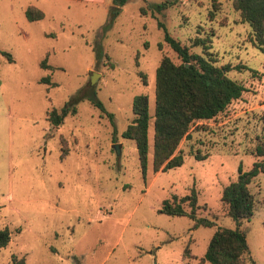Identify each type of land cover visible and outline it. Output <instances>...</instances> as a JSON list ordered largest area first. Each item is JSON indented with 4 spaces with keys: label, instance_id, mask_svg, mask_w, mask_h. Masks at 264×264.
Instances as JSON below:
<instances>
[{
    "label": "rangeland",
    "instance_id": "374dc122",
    "mask_svg": "<svg viewBox=\"0 0 264 264\" xmlns=\"http://www.w3.org/2000/svg\"><path fill=\"white\" fill-rule=\"evenodd\" d=\"M159 1L126 0L98 32L111 0H0V49L11 57L0 53V228L9 231L0 264L13 256L23 264H192L216 226L236 225L220 193L238 165L263 158L253 145L264 138V46L253 44L229 0H169L141 11ZM27 3L44 15L28 20ZM158 20L189 51L201 50L193 37L208 35L214 63H227L224 72L244 86L223 111L190 125L174 150L182 162L164 170L151 161L154 71L162 55L180 59ZM140 93L149 115L144 176L134 141L121 135ZM63 105L75 111L50 124L46 111ZM190 187L196 215L214 225L191 227L190 217L157 210ZM248 187L255 206L239 224L247 244L239 264H264V172Z\"/></svg>",
    "mask_w": 264,
    "mask_h": 264
},
{
    "label": "trees",
    "instance_id": "16d2710c",
    "mask_svg": "<svg viewBox=\"0 0 264 264\" xmlns=\"http://www.w3.org/2000/svg\"><path fill=\"white\" fill-rule=\"evenodd\" d=\"M125 1L111 0L107 9V20L98 32L106 28ZM215 1L211 0L214 7ZM229 1L238 11L240 19L248 23L253 44L262 49L264 46V0ZM169 3V0L148 2L145 7H141V11L145 12L146 7L151 12L160 11ZM23 11L28 20L43 16L42 10L33 5H26ZM211 13L209 10V14ZM157 25L163 29V41L176 52L180 59L176 63L167 55H162L154 71L151 161L153 170L158 167L164 170L182 162L181 154L174 150L181 137L188 134L190 125L196 120L213 118L223 111L232 99L240 96L244 86L224 72L228 69L227 63L221 65L214 63L215 59L208 50V35L193 37L192 45L199 44L201 50L200 52L189 51L188 45L170 35L161 21L158 20ZM0 53L5 54L7 59L11 60L9 52L0 49ZM40 64L47 66L43 60ZM41 79L47 81L46 77ZM84 94L85 92H81L80 95ZM87 97L89 102L96 105L112 123V113L105 110L94 93H88ZM68 111L73 113L74 106L63 105L59 109L51 107L46 111V119L50 124H59ZM131 111L133 116L121 131V135L134 141L139 168L144 176L149 117L146 94L140 93L132 97ZM253 152L263 158L253 160L247 169H242L238 165L235 178L223 185L220 193L225 212L235 220L236 225L234 227L216 226L207 241L203 254L192 264H206V262L239 264L241 262L242 255L247 250V244L244 231L239 224L241 219L248 218L252 214L255 206L248 185L259 171L264 172V138H256ZM195 156L198 155L195 154ZM185 206H188L187 209ZM197 207L196 192L193 187H190L187 193L171 194L163 198L157 210L168 215H186L192 219L191 227L214 225L213 219L196 215ZM8 240L7 227H1L0 247L4 246ZM182 256H191L187 246L183 247ZM10 264H23V258L13 256Z\"/></svg>",
    "mask_w": 264,
    "mask_h": 264
},
{
    "label": "water",
    "instance_id": "95a60500",
    "mask_svg": "<svg viewBox=\"0 0 264 264\" xmlns=\"http://www.w3.org/2000/svg\"><path fill=\"white\" fill-rule=\"evenodd\" d=\"M94 77H95V72H92L91 76H90V81H92L94 79ZM114 147L117 148V144H114Z\"/></svg>",
    "mask_w": 264,
    "mask_h": 264
},
{
    "label": "crops",
    "instance_id": "0c3cea01",
    "mask_svg": "<svg viewBox=\"0 0 264 264\" xmlns=\"http://www.w3.org/2000/svg\"><path fill=\"white\" fill-rule=\"evenodd\" d=\"M27 5H33V6H35V7H37V8H39V9H41L40 7H38L36 4L34 5V4H32V3H27ZM25 8V7H24ZM43 12V11H42ZM43 15H44V13H43Z\"/></svg>",
    "mask_w": 264,
    "mask_h": 264
}]
</instances>
